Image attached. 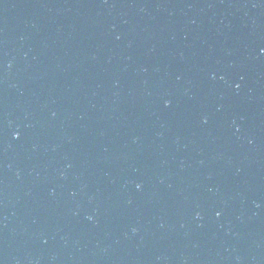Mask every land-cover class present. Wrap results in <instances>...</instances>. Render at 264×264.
<instances>
[{"label": "water", "instance_id": "95a60500", "mask_svg": "<svg viewBox=\"0 0 264 264\" xmlns=\"http://www.w3.org/2000/svg\"><path fill=\"white\" fill-rule=\"evenodd\" d=\"M0 264H264V0H0Z\"/></svg>", "mask_w": 264, "mask_h": 264}, {"label": "clouds", "instance_id": "9594fccd", "mask_svg": "<svg viewBox=\"0 0 264 264\" xmlns=\"http://www.w3.org/2000/svg\"><path fill=\"white\" fill-rule=\"evenodd\" d=\"M137 187H139V185Z\"/></svg>", "mask_w": 264, "mask_h": 264}]
</instances>
